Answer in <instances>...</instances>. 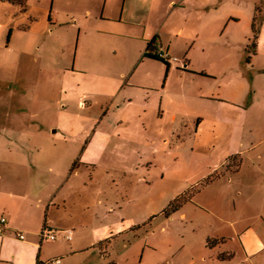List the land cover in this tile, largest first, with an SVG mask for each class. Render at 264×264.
<instances>
[{"label":"rangeland","instance_id":"rangeland-1","mask_svg":"<svg viewBox=\"0 0 264 264\" xmlns=\"http://www.w3.org/2000/svg\"><path fill=\"white\" fill-rule=\"evenodd\" d=\"M21 1L0 0V175L18 158L62 166L71 200L63 222L82 227L86 249L56 256L57 242H45L43 261L264 264V0L256 16L254 0H242L236 30L201 57L193 53L187 72L182 52L168 54L179 60L170 64L179 71L172 86L214 99L182 103L175 125L155 118L121 124L107 111L104 90L137 50L125 32L130 25L102 17L120 14L126 0ZM238 6L231 1L232 11ZM199 65L215 76H193ZM146 67L168 75L163 63ZM71 129L108 133L96 167L65 143Z\"/></svg>","mask_w":264,"mask_h":264},{"label":"crops","instance_id":"crops-1","mask_svg":"<svg viewBox=\"0 0 264 264\" xmlns=\"http://www.w3.org/2000/svg\"><path fill=\"white\" fill-rule=\"evenodd\" d=\"M231 1L239 3L235 12L230 9ZM249 3L253 4L256 16L260 12L257 0ZM242 4V0H126L120 14L103 15V20L119 18L132 27L125 32L136 41L134 50H137L135 60L128 64V68L115 73L111 89L104 90L112 100L107 111L116 113L121 124L151 123L155 118L161 121L170 119L175 125L182 116V103L213 101L204 93L191 91L184 94L172 86L171 79L179 72L176 67H169L165 77L163 68L141 70L146 61L163 63L145 58L144 53L153 40L164 54L182 52L185 73L193 62V53L201 57L209 52L215 38L230 29L236 30L235 24L242 20ZM228 40L233 41L231 35ZM253 53L252 50L249 56ZM178 62L177 59L171 64ZM193 70L192 75L196 77L215 76L202 65ZM136 75H144L145 80L142 83L135 81ZM199 85L203 88L206 84L201 82ZM109 138L108 133L99 129L93 132L71 129L63 135L65 143L74 146L79 161L95 167L99 162L98 155L106 151L103 143ZM18 160L19 163L16 159L6 165L5 174L0 175V218L7 219L6 229L0 235V264H47L43 261L48 247L45 242H50L43 236L46 229L73 233L71 241H67L63 233L59 235L55 241L58 244L56 256L84 252L82 227L75 225L72 229L63 222L69 214L71 200L67 195L68 182L62 166L40 163L38 156H34L32 163H23L21 158ZM124 163L128 164L129 159L126 158ZM19 234L25 236L24 240L18 237ZM57 260L65 264L61 259Z\"/></svg>","mask_w":264,"mask_h":264},{"label":"trees","instance_id":"trees-1","mask_svg":"<svg viewBox=\"0 0 264 264\" xmlns=\"http://www.w3.org/2000/svg\"><path fill=\"white\" fill-rule=\"evenodd\" d=\"M21 1V0H20ZM23 3V0L21 1V4ZM257 36H254L253 40L251 41V44L247 47L246 52H247V57L246 60L247 62L250 61V53L256 50V46H257ZM158 46H157V41L153 40L151 42L148 43L146 51L144 53V57L145 58H149L152 60H156V61H160L163 62L164 64H166V66L169 68L170 64L168 62H166L160 55H158ZM186 200V195H183L181 197H179L178 199H176L174 202H172L168 208V210L166 211V214L169 215V213L171 211H178L181 207V204ZM226 256H222L221 259H225Z\"/></svg>","mask_w":264,"mask_h":264},{"label":"built area","instance_id":"built-area-1","mask_svg":"<svg viewBox=\"0 0 264 264\" xmlns=\"http://www.w3.org/2000/svg\"><path fill=\"white\" fill-rule=\"evenodd\" d=\"M158 55H160L166 62H168L169 64L173 63V62H177V59H172L170 56H168V54H164L163 52H161L160 50L158 51ZM7 226V219L5 217H1L0 218V235L4 232V230L6 229ZM63 233L65 236V239L67 241H71L73 238V233L71 231H64V232H55V231H51V230H44L43 236L49 240L50 242H55L57 241L59 235ZM18 237L21 240H24L25 236L23 234H19ZM53 264H60V260H56L54 261Z\"/></svg>","mask_w":264,"mask_h":264}]
</instances>
